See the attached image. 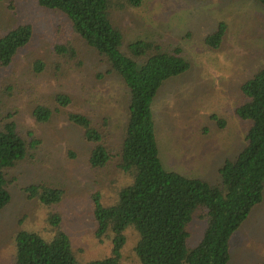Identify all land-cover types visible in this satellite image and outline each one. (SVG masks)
<instances>
[{"label": "trees", "instance_id": "trees-1", "mask_svg": "<svg viewBox=\"0 0 264 264\" xmlns=\"http://www.w3.org/2000/svg\"><path fill=\"white\" fill-rule=\"evenodd\" d=\"M26 1L12 0L10 9ZM145 1L36 0L40 7L67 19L66 40H57L54 46V70L57 74L81 70L91 53L97 55L103 70L96 76H116L125 83L127 122L118 140L106 105L98 113L91 92L79 97L81 101L67 92L27 95L22 113L28 112L36 124L64 116L82 128L85 141L92 144L88 164L107 178L105 192L91 197L95 234L111 240L113 247L107 257L84 260L56 211L64 189L58 184L33 183L24 191L49 209L46 228L44 232H17L14 264H124L128 229L137 234L133 251L143 264H228L232 237L264 201V65L242 86L243 99L236 114L249 129L239 154L220 168L219 180L212 183L165 169L152 104L164 81L186 72L190 64L179 48L168 50L151 40L124 43L125 33L116 14L139 8ZM258 1L264 5V0ZM226 34L227 25L221 23L207 36V45L219 50ZM34 35L31 23L0 35V78ZM49 67L46 60L36 59L31 70L43 74ZM18 86L0 79L4 95H15ZM16 116L0 100V210L12 201L14 171L23 163H35L43 147L37 132ZM195 218L205 225L201 239L192 243L190 225ZM255 264H264V259Z\"/></svg>", "mask_w": 264, "mask_h": 264}, {"label": "rangeland", "instance_id": "rangeland-1", "mask_svg": "<svg viewBox=\"0 0 264 264\" xmlns=\"http://www.w3.org/2000/svg\"><path fill=\"white\" fill-rule=\"evenodd\" d=\"M11 3L0 0V35L24 23L34 25L35 35L0 78L7 84L17 82L18 90L13 96L0 93V100L18 115L19 122L37 132L43 147L35 163H23L14 171L12 201L0 210V264H14L19 230L44 232L46 228L49 209L24 191L40 182L64 189L56 211L63 216L79 255L84 260L107 257L113 244L95 234L91 199L94 193L105 192L107 178L88 164L92 144L85 141L83 129L64 116L38 125L28 112L22 113V106L28 94L48 97L67 92L81 101L79 97L91 92L98 113L106 105L119 140L127 122L125 83L116 76L97 77L103 65L94 53L81 70L57 74L52 67L54 46L57 40H66L67 19L40 7L36 0L19 2L15 10L10 9ZM116 15L125 44L151 40L168 50L179 48L189 62L186 72L164 81L152 104L159 157L169 171L216 183L225 161L233 160L245 145L249 124L237 116L236 108L243 99V84L264 65V5L258 0H146L139 8ZM221 23L227 25V34L217 50L207 45L206 38ZM36 59L49 63L45 73L31 70ZM204 225L198 218L192 221V243L201 239ZM126 233L123 263L143 264L133 251L137 234L131 229ZM263 259L264 201L232 237L228 264H255Z\"/></svg>", "mask_w": 264, "mask_h": 264}]
</instances>
